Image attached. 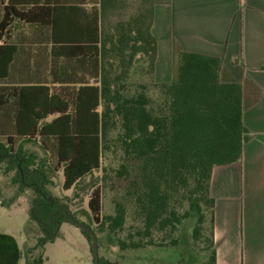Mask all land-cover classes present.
<instances>
[{"label": "trees", "instance_id": "obj_1", "mask_svg": "<svg viewBox=\"0 0 264 264\" xmlns=\"http://www.w3.org/2000/svg\"><path fill=\"white\" fill-rule=\"evenodd\" d=\"M12 1L0 5L5 13L0 19V163L16 171L22 191L36 192L31 216L44 230L51 219L70 221L69 205L46 188L48 169H62L63 189L69 190L100 169L106 180L114 168L102 166V155L112 152L120 156L115 172L125 180L123 201H117L114 214L102 216V191L92 189L88 208L99 229L122 230L130 208L140 222L130 225L129 241H119L122 249L178 245L179 237L172 234L183 218L191 217L194 241H206L201 264H217L212 173L216 166L242 159L244 144L253 137L243 115L258 92L246 102L242 83L230 75L222 57L182 50L172 63L171 79L156 81L153 2L126 16L124 0H42L41 8L51 16L34 22L30 13L25 19L31 28L50 33L48 77L13 72L19 46L9 37L18 25L12 19H21L16 5L26 2ZM39 2L34 0L31 9ZM76 3L98 8L90 28L89 22L64 24L77 16L71 8L68 17L58 15L61 6ZM70 30L85 34L71 37ZM134 74L139 80L131 82ZM33 141L48 158L24 147ZM59 206L64 208L51 216ZM155 233L162 234L160 240ZM34 254L27 264H44L41 254ZM21 258L16 237L0 232V264H19Z\"/></svg>", "mask_w": 264, "mask_h": 264}, {"label": "crops", "instance_id": "obj_2", "mask_svg": "<svg viewBox=\"0 0 264 264\" xmlns=\"http://www.w3.org/2000/svg\"><path fill=\"white\" fill-rule=\"evenodd\" d=\"M21 1L26 2L16 5L21 19L11 18L18 25L9 37L19 46L13 72L48 77L50 33L31 28L25 18L32 13L34 22H42L51 15L41 8L42 0L34 9V0ZM7 2L0 0V5ZM94 6L64 4L58 15L68 17L71 8L77 16L64 24L85 25L98 16ZM153 7L156 81L171 79L172 63L182 50L222 57L230 75L242 83L246 102H252L258 92V100L243 115L253 137L244 144L240 161L214 167L210 190L215 199L217 264H264V0H155ZM4 14L0 12V19ZM108 19L111 16L107 24ZM84 32L67 33L79 37Z\"/></svg>", "mask_w": 264, "mask_h": 264}, {"label": "rangeland", "instance_id": "obj_3", "mask_svg": "<svg viewBox=\"0 0 264 264\" xmlns=\"http://www.w3.org/2000/svg\"><path fill=\"white\" fill-rule=\"evenodd\" d=\"M155 0H124L125 6L122 9L123 15L133 14L142 4L149 5ZM131 82L139 80L132 75ZM141 80V79H140ZM115 136L111 131L110 138ZM24 147L31 152L39 154L42 158L49 155L44 152L38 142H26ZM120 156L112 152H104L102 155V166H112L106 180L101 179L102 169L87 175L75 187L63 189V171L48 169L46 188L50 194L61 203L69 205L72 214H75L79 221L87 224L96 233L98 239L99 260L104 264L119 262L122 264H201L204 260L203 248L206 245L202 241H194L193 227L195 221L191 217L183 218L177 230L172 236L179 237L178 245H146L137 249H122L120 240L129 241V233L134 229L131 224H138L139 219L132 217L129 208V216L124 228L112 233L105 226L100 230V224L95 222L89 213L88 200L90 192L95 187L102 191V216L114 214L117 201H123L122 188L125 180L117 177L115 169L119 167ZM53 162L52 165H54ZM5 163H0V232L13 235L19 242L22 249V258L19 264H27L34 253L41 254L44 264H96L94 261V243L82 232V229L75 223L64 221L60 223L55 233L54 230L43 229L30 210L37 197L32 188H20V181L16 178V171L5 170ZM183 209L187 206L183 203ZM52 239L40 241L41 237H52ZM49 235V236H48ZM154 237L160 240L161 233H155ZM167 239H170L167 237ZM204 241V242H203Z\"/></svg>", "mask_w": 264, "mask_h": 264}, {"label": "water", "instance_id": "obj_4", "mask_svg": "<svg viewBox=\"0 0 264 264\" xmlns=\"http://www.w3.org/2000/svg\"><path fill=\"white\" fill-rule=\"evenodd\" d=\"M62 208H64V207H63V206L58 207V208L54 211L53 214L57 213V212H58L59 210H61ZM67 210H68V212H69L68 217H69L70 221L73 222V223H75V224H77L81 229L87 231V232L90 234V236L92 237V239H93V243H94V249H93L94 261H95V263L98 264V263H99V255H98V239H97V235H96V233H95L90 227L86 226L83 222H81V221L75 219V217L73 216L72 211L70 210V208H67ZM59 225H60V223L57 222V225H56V228H55V230H54V233H55V231H56V229L58 228ZM110 264H122V263H119V262H113V263H110Z\"/></svg>", "mask_w": 264, "mask_h": 264}, {"label": "flooded vegetation", "instance_id": "obj_5", "mask_svg": "<svg viewBox=\"0 0 264 264\" xmlns=\"http://www.w3.org/2000/svg\"><path fill=\"white\" fill-rule=\"evenodd\" d=\"M44 199L45 200H49V201H52V199H51V197H46V196H44ZM42 203H38L37 205H41ZM60 207V206H59ZM58 208V207H57ZM56 208V209H57ZM55 209V210H56ZM54 213V212H53ZM52 213V215L51 216H53L54 214ZM56 214V213H55ZM45 224V226L47 227V229L48 230H54L55 228L52 226V225H54V224H56L57 225V222L54 220V219H51V222H46V223H44ZM97 264V263H96ZM98 264H104V262L103 261H100ZM108 264H110V263H108Z\"/></svg>", "mask_w": 264, "mask_h": 264}]
</instances>
